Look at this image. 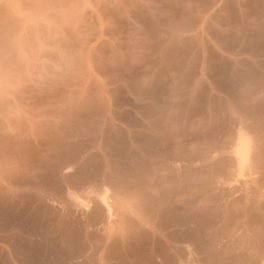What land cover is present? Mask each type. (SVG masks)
<instances>
[{
  "label": "rangeland",
  "instance_id": "374dc122",
  "mask_svg": "<svg viewBox=\"0 0 264 264\" xmlns=\"http://www.w3.org/2000/svg\"><path fill=\"white\" fill-rule=\"evenodd\" d=\"M263 28L264 0H0V264H264V58H234Z\"/></svg>",
  "mask_w": 264,
  "mask_h": 264
},
{
  "label": "bare ground",
  "instance_id": "6f19581e",
  "mask_svg": "<svg viewBox=\"0 0 264 264\" xmlns=\"http://www.w3.org/2000/svg\"><path fill=\"white\" fill-rule=\"evenodd\" d=\"M240 136H242V135H240ZM242 138V137H241ZM243 138H244V135H243ZM249 142V141H248ZM246 143H241V145L238 147V150H236L237 151V153H238V155L240 156V157H242V156H246L247 155V153H248V148H247V146L245 145ZM248 150V151H247ZM246 153V154H245ZM236 156V155H235ZM238 156V160H240L239 157ZM244 157H242L241 158V161H242V159L244 158ZM245 158H247V157H245ZM243 161H244V159H243ZM240 162V161H239ZM245 162V161H244ZM110 208V207H109Z\"/></svg>",
  "mask_w": 264,
  "mask_h": 264
},
{
  "label": "crops",
  "instance_id": "0c3cea01",
  "mask_svg": "<svg viewBox=\"0 0 264 264\" xmlns=\"http://www.w3.org/2000/svg\"><path fill=\"white\" fill-rule=\"evenodd\" d=\"M254 28H247L246 29V32L249 33L251 31H253ZM263 31H264V28H263ZM204 58H209V56H205ZM220 58H227L225 56H221ZM234 58H264V56H261V57H255L254 55H252L251 53H246V54H243V55H240V56H234ZM264 73V72H263Z\"/></svg>",
  "mask_w": 264,
  "mask_h": 264
}]
</instances>
